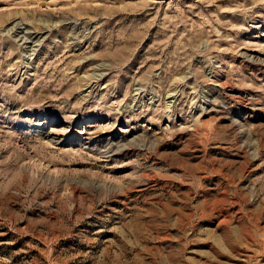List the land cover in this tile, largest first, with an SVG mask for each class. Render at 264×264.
Masks as SVG:
<instances>
[{
	"label": "rangeland",
	"instance_id": "rangeland-1",
	"mask_svg": "<svg viewBox=\"0 0 264 264\" xmlns=\"http://www.w3.org/2000/svg\"><path fill=\"white\" fill-rule=\"evenodd\" d=\"M0 264H264V0H0Z\"/></svg>",
	"mask_w": 264,
	"mask_h": 264
}]
</instances>
